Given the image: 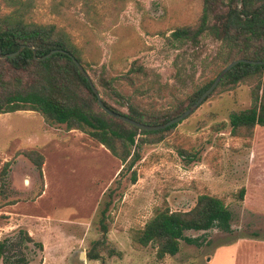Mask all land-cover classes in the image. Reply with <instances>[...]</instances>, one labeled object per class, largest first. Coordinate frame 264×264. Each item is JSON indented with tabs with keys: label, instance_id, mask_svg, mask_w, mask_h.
<instances>
[{
	"label": "rangeland",
	"instance_id": "374dc122",
	"mask_svg": "<svg viewBox=\"0 0 264 264\" xmlns=\"http://www.w3.org/2000/svg\"><path fill=\"white\" fill-rule=\"evenodd\" d=\"M31 2L28 16L66 31L95 86L107 95L111 89L117 92L106 100L120 112L128 113V105L148 113L169 111L176 103L186 107L189 97L225 67L218 58L220 42L210 35L197 43L170 37L173 30L198 22L200 0ZM11 9L0 0V15ZM132 65L143 69L144 76L129 74ZM4 71L8 77L6 67ZM254 86L217 85L175 128L164 132L160 142L136 149L140 159L132 168L86 134L49 124L35 111L0 114V240L21 230L35 241L21 245L13 260L264 264V127L256 126L246 137L232 134L229 126L231 112L251 106ZM25 150L43 156L41 176L18 155ZM6 162L10 165L3 172ZM202 194L223 200L232 214L229 230L185 231L194 242L181 239L179 251L162 260L156 258L154 245L135 242V233L155 209L188 211ZM107 202L108 233L98 247L101 259L88 260L92 243L103 239L98 221ZM110 250L119 254L109 255Z\"/></svg>",
	"mask_w": 264,
	"mask_h": 264
},
{
	"label": "trees",
	"instance_id": "16d2710c",
	"mask_svg": "<svg viewBox=\"0 0 264 264\" xmlns=\"http://www.w3.org/2000/svg\"><path fill=\"white\" fill-rule=\"evenodd\" d=\"M6 1L12 9L0 15V56L17 52L21 45L25 47L13 57L0 58V114L35 111L49 124H64L67 131L78 130L86 134L119 159L122 165L128 163L129 168L140 159L136 149L147 143L160 142L162 139L160 136L164 132L175 128L176 125H172L159 131H141L103 112L88 81L67 54L58 52L43 60L34 58L33 50L37 58L45 56L52 50H63L70 53L84 68L77 49L66 31L55 24L33 21L28 16L32 7L31 0ZM200 2L201 14L198 22L193 26L173 30L170 35L172 40L197 43L204 34L210 35L220 42L218 58L225 67L236 59L264 61V0H200ZM5 67L10 72L8 77H5ZM19 72L29 73L30 76L10 77ZM128 73H140L144 76L143 69L134 65ZM263 75L264 65L239 63L218 83L234 86L242 82H255L251 106L246 110L231 112L229 115L232 134L251 137L256 126L264 127V77H260ZM213 81L195 91L189 97L186 107L176 103L169 111L151 113L135 105H128V113L120 112L106 100L111 98L112 94L118 96L117 92L111 89L112 94L107 95L95 87L101 94L103 104L109 110L143 124L159 125L186 111ZM260 90L263 92L261 96ZM141 135L145 137L142 138ZM18 155L26 157L41 176L43 156L40 152L25 150ZM191 158L194 157L188 160L191 161ZM9 165L10 162L4 164L3 172ZM131 180L136 181L134 171ZM243 192L244 189H240V197ZM108 206L109 202L100 210L98 221L103 239L92 243V247L86 253L88 260L101 259L98 247L103 244L108 233L106 223ZM231 219L232 214L222 199L202 194L197 197L194 207L188 211L155 209L153 216L135 233L134 238L141 247L154 245L156 258L162 260L166 255L173 256L179 251L181 239L194 242L193 239L184 236L185 231L205 232L213 228L226 231L230 228ZM25 243L35 241L27 232L21 230L16 237L1 239L2 263H25L22 256L13 260V254ZM37 245L42 249L41 243ZM114 253L119 254L113 250L109 251V255Z\"/></svg>",
	"mask_w": 264,
	"mask_h": 264
},
{
	"label": "water",
	"instance_id": "95a60500",
	"mask_svg": "<svg viewBox=\"0 0 264 264\" xmlns=\"http://www.w3.org/2000/svg\"><path fill=\"white\" fill-rule=\"evenodd\" d=\"M24 47H25L24 45H21L17 52L10 53V54H7L6 56H0V57L1 58L13 57L16 54H18ZM58 52L63 53V54H67L70 57V59L74 62L75 66L79 69V71L82 73V75L88 81L92 92L96 96L97 104H98L99 108L103 112H105L106 114H108L109 116H111L113 118L119 119L120 121L125 122V123L137 128V129H139L141 131H159V130L166 129V128L172 126V125H176L179 122H181L183 119H185L194 109H196L204 101V99L218 85V83L224 77V75L228 71H230L233 67H235L237 64L245 63V64H250V65H264V61H253V60H247V59H236V60L232 61L226 67H224V69L216 76V78L214 79L212 84L202 93V95L197 99V101L194 104H192L186 111H184L182 114L178 115L177 117L167 121L166 123L159 124V125H147V124H143V123H140L138 121H135V120H133V119H131L129 117H126L125 115L120 114V113H115V112L109 110L103 104L102 97H101L100 93L98 92L97 88L95 87V85H94L93 81L91 80V78L88 76V74L86 73V71L84 70L82 65L70 53L65 52L63 50H52L48 54H46L45 56L37 58V57H35V51L33 50V55H34V58L36 60H43V59L49 57L50 55H52L54 53H58Z\"/></svg>",
	"mask_w": 264,
	"mask_h": 264
}]
</instances>
